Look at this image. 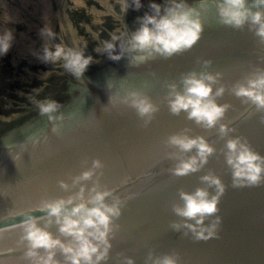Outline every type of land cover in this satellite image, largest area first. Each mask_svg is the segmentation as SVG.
I'll return each mask as SVG.
<instances>
[{
	"label": "water",
	"instance_id": "obj_1",
	"mask_svg": "<svg viewBox=\"0 0 264 264\" xmlns=\"http://www.w3.org/2000/svg\"><path fill=\"white\" fill-rule=\"evenodd\" d=\"M214 12L210 6L201 38L190 50L138 65L130 64L127 56L101 80L84 71L80 84L91 94L85 102L69 113L48 118L45 128L0 143V264H31L25 256L21 224L29 216H46L40 204L73 196L81 187L87 199L94 186L110 190L108 203L113 196L123 202L121 215L114 219L111 248L101 264H128V258L134 264H154L171 254L179 264H264V181L234 186L225 155L227 139L239 136L264 156V111L231 91L250 75L264 71V40L248 25L233 28L215 22ZM60 17L71 48L77 51L62 8ZM205 60L211 61L207 68ZM193 70L221 73L215 87L223 85L225 92L216 99L229 107L219 123L234 129L229 136L221 137L219 123L208 129L187 119L186 113L169 111L167 83L179 82ZM133 91L147 95L158 106L150 121L125 103ZM185 131L204 136L215 152L199 171L177 176L173 170L179 160L194 155L196 149L182 152L167 141ZM97 159L102 167L90 179L73 185ZM209 173L220 177L225 192L217 213L204 223H213L217 216L220 223L216 235L197 240L183 227L186 218L173 209L183 205L181 191L207 188L215 194V187L200 179ZM60 181L69 188H62ZM40 223L62 240L70 239L59 233L54 220ZM39 252L44 254V249ZM56 259L64 264L65 255L58 249Z\"/></svg>",
	"mask_w": 264,
	"mask_h": 264
},
{
	"label": "clouds",
	"instance_id": "obj_2",
	"mask_svg": "<svg viewBox=\"0 0 264 264\" xmlns=\"http://www.w3.org/2000/svg\"><path fill=\"white\" fill-rule=\"evenodd\" d=\"M144 6L143 0H124L121 11L127 12L129 7L139 11ZM210 6L215 10V22L233 28L248 25L250 30H254L264 40V0H210V3L209 0H198L195 4H190L188 0H149V11L136 17L139 26L121 43V51L114 53L112 50L115 45L112 42H105L104 50L113 60H119L127 53L129 63L133 65L158 57L170 58L190 50L201 38ZM46 32L52 35L50 30ZM12 39L11 31L0 34V56L9 51ZM116 39L118 37L114 36L113 40ZM43 59H63L64 67L77 78L91 61V57L84 56L82 52L65 50L60 45L54 51L45 48ZM203 63L207 68L211 61L205 60ZM220 76V72L193 70L183 74L179 82L167 83L169 111L173 115L186 113L187 119L196 124L208 129L215 128L229 107L218 103L216 99L225 92L223 85L215 87ZM231 91L235 96L254 104L257 111H264V71L250 75L245 82L234 85ZM125 103L130 104L146 121H150L158 111V106L150 97L139 91L130 92ZM57 107L55 101L40 104L42 113L55 112ZM218 131L223 138L234 129L219 123ZM167 142L182 152L196 149L194 155L179 160L173 170L177 176L199 171L215 152V147L204 136H190L187 131L169 136ZM226 148V162L232 169L234 186L256 185L264 181V156L255 151L245 139L231 137L227 139ZM101 167L102 162L94 160L92 168L76 177L73 185L90 179L95 170ZM200 179L209 187L214 186L215 194H211L207 188H197L194 192L181 191L179 195L183 205H176L173 210L176 215L186 218L183 227L189 229L195 239L206 240L216 235L220 217L217 216L211 224H205L204 220L217 213L225 185L220 177L212 173ZM60 185L64 189L69 188L64 181H60ZM110 195V190L101 191L94 186L92 194L85 199L84 188L81 187L80 192L73 196L40 204L38 207L46 211V216H29L21 224V240L27 242L25 256L31 264H61L56 259L57 249L65 255L64 264H101L106 260L111 248L114 219L121 215L123 203L119 196H113L112 202L108 203L105 198ZM41 220L45 224H51L54 220L59 226V233L70 239L65 241L54 235L46 226L41 225ZM190 220L194 223H189ZM173 227L178 228L180 225ZM40 249H44V254H40ZM128 264H134V261L128 258ZM154 264H179V260L175 254H171L157 258Z\"/></svg>",
	"mask_w": 264,
	"mask_h": 264
},
{
	"label": "rangeland",
	"instance_id": "obj_3",
	"mask_svg": "<svg viewBox=\"0 0 264 264\" xmlns=\"http://www.w3.org/2000/svg\"><path fill=\"white\" fill-rule=\"evenodd\" d=\"M123 2L124 0H0V34L11 31L13 36L9 51L0 56V95L7 96L5 105L0 98V109H9L12 104L20 106L14 101L20 97L21 92H16V95L10 93L9 97L7 89L1 94L6 84L4 80L8 79V82L17 85L21 81L23 93L25 88L29 91L37 82V69L39 74L45 76L46 72L54 69L56 61L64 65L63 59H43L45 48L54 51L60 42L67 43L59 13L60 7L64 9L71 38L77 50L83 54H97L102 46L96 44L101 42L107 27L114 20L110 10L118 9L122 12ZM46 30H50L52 35H47ZM44 66L48 69H44ZM56 81L57 79L51 80L55 83ZM28 82L31 87L27 86ZM8 118L0 113V129L8 122Z\"/></svg>",
	"mask_w": 264,
	"mask_h": 264
},
{
	"label": "flooded vegetation",
	"instance_id": "obj_4",
	"mask_svg": "<svg viewBox=\"0 0 264 264\" xmlns=\"http://www.w3.org/2000/svg\"><path fill=\"white\" fill-rule=\"evenodd\" d=\"M143 2L145 6L139 11H136L131 7H129L127 12H120L118 9L110 10V14H112L111 16L114 20H112V24L107 27L106 34L103 35L101 42L96 44L102 46V49H100L98 54H84V56L86 57H91V61L85 70L87 76L100 80L104 79L107 75L113 72V70L118 66V63H122V58H126L128 56V54L125 53L124 56L121 57V59L113 60L109 57L108 52L104 50V45L105 42H112L115 45L112 51L114 53H119L121 51V43H124L127 39V36H130L131 32L139 26L136 17L142 16L144 12L149 11L147 7L149 0H143ZM188 2L190 4H195L198 2V0H188ZM60 8H62L63 15L67 24L64 9L63 7ZM114 36L118 37V39L113 40ZM66 38L67 43L65 44L60 42V46H62L65 50H72L67 34ZM88 45L91 48L90 43H88ZM75 48L77 50L76 45ZM86 49H88L87 45ZM55 63L58 64L59 62L56 61ZM55 65L53 66L54 69L46 72L47 75L45 76L39 74V70L37 69V73L35 74V76H38L36 82L37 84L34 83L35 85H33L29 91H27V88H25L24 92H21L20 97H18L17 99L15 98L16 100L14 102H16V104H20V106L12 104L9 109H0V113L9 117L8 122H6L3 128L0 129V143L21 139L31 131H37L38 129L40 130L42 128H45L48 125V118L54 119L55 117L69 113L71 109L80 106L91 96L88 90H86L80 84L81 79L77 78L73 73L68 71L64 67L63 63L60 62L58 66ZM45 68L47 67L44 66V69ZM53 75V80L57 79V84L51 81L47 82L49 77ZM7 80H4L6 84H4L5 87L3 86L4 89L2 88L3 91H1V94L4 93V90L7 89L8 95L12 93L11 90L14 86V83L8 82ZM27 86L31 87V83L28 82ZM10 96L11 94L9 95V97ZM0 98L5 105L4 100L6 101L7 96L4 97L0 95ZM47 101H55L57 103L58 107L55 112H41L40 104Z\"/></svg>",
	"mask_w": 264,
	"mask_h": 264
},
{
	"label": "trees",
	"instance_id": "obj_5",
	"mask_svg": "<svg viewBox=\"0 0 264 264\" xmlns=\"http://www.w3.org/2000/svg\"><path fill=\"white\" fill-rule=\"evenodd\" d=\"M97 54H98V53H97ZM53 78H54V75L51 76V77H49V79L47 80V82L53 80ZM20 82H21V81L18 82L19 85H17L16 83H14V86H13V88H12V93L16 94V92H18V91H19V92H22V87H21V86H23V84H21Z\"/></svg>",
	"mask_w": 264,
	"mask_h": 264
}]
</instances>
